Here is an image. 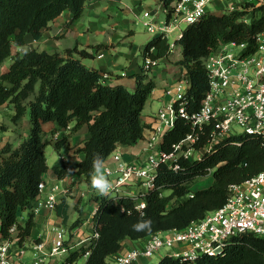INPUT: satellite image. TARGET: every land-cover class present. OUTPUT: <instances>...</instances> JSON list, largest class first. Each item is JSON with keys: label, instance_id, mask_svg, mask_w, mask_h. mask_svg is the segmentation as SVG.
Returning a JSON list of instances; mask_svg holds the SVG:
<instances>
[{"label": "trees", "instance_id": "1", "mask_svg": "<svg viewBox=\"0 0 264 264\" xmlns=\"http://www.w3.org/2000/svg\"><path fill=\"white\" fill-rule=\"evenodd\" d=\"M85 2L0 0V66L14 55L8 68L0 71V105L13 104L14 122L28 109L30 124L28 134L16 147L6 142L0 150V243L7 237L22 243L30 235L35 225L33 205L40 193L38 185L48 169L45 147L52 144L58 150L67 139L66 135L54 138L57 130L66 128L72 121L70 133L87 124L89 136L78 148L83 157L75 169L70 164L54 165L52 169L59 178L75 172L88 181L94 154L100 153L106 160L119 145H131L147 137L145 129L150 127L142 121L141 114L154 88L148 73L134 74L135 87L129 90L123 84H108L103 72L74 57V51L86 55L76 47L63 53L36 49L13 53L15 45H25L26 34L38 39L48 23L64 10L71 12L72 19L79 17ZM262 31L264 4L246 2L242 9L205 14L174 39V44L181 47L178 63L189 81L186 95L189 112L199 108L208 88L205 56L217 49L220 41L242 43L243 53H251L256 49V36ZM169 52L170 42L161 34L151 37L142 49L143 56L148 54L154 59ZM47 121L55 124L49 135L42 127ZM190 130L188 121L177 118L173 128L164 133L161 146L170 149ZM238 139L239 144H235L233 137L225 138L200 160H181L178 170L160 164L153 186L143 196L146 205L143 209H137L136 199L128 195L96 194L92 228L98 236L86 246L71 248L66 241L68 252L62 263L74 264L85 256L84 264H107V256L117 253L124 239L137 240L156 231L183 228L221 206L229 184L241 182L264 168V146L260 139L252 135H241ZM209 172L213 177L210 185L190 189L196 177ZM68 207L64 197L55 206L64 223L68 219ZM23 210L28 214L20 223L19 213ZM141 218L152 221L151 232L133 230L132 225ZM81 222L80 218L72 221L68 229L70 236ZM149 264H264V239L241 232L217 255L200 254L193 260L164 255Z\"/></svg>", "mask_w": 264, "mask_h": 264}, {"label": "built area", "instance_id": "2", "mask_svg": "<svg viewBox=\"0 0 264 264\" xmlns=\"http://www.w3.org/2000/svg\"><path fill=\"white\" fill-rule=\"evenodd\" d=\"M213 1L170 0L164 3L159 0L155 9L143 8L137 17L151 35L161 34L169 38L172 34L176 39L187 25L211 13L208 6ZM218 1L223 2L220 7L223 11L242 9L246 2L264 4V0ZM160 12L164 13L163 19H159ZM174 39L170 51L175 46ZM243 48L242 43L220 41L218 48L205 56L208 88L195 111L186 109L189 81L185 70L177 73L170 101L152 117L148 136L141 148L142 157L125 158L122 152L114 150L110 155L114 166L105 164L104 172L112 183L111 195L134 197L138 209L139 205L145 204L143 196L153 186L160 164L178 170L181 160H200L227 137H233L234 143L239 144V136L252 135L264 146V31L256 36L255 51L244 54ZM97 56L101 57L102 53ZM157 63V59L150 55L143 56L142 71L149 73ZM177 118L188 121L191 130L167 150L161 146L163 135L173 128ZM134 185L140 186L136 193L131 188ZM38 187L41 192L45 182L42 180ZM65 192L66 186L51 185L44 197L36 199L33 212L40 208L54 210L59 194ZM96 209L97 204L90 211L91 219ZM10 231L13 234L15 228ZM48 232L50 237L31 244L32 258L28 264H57L56 258L68 252L67 230L61 222L50 224ZM241 232H250L264 239V168L241 182L229 184L221 206L205 212L183 228L156 231L135 240L132 247L117 252L114 260L107 264H133L138 257H152L163 248L168 250L164 255L189 260L205 253L217 255L232 237ZM97 236L90 226L89 234L78 242V246H86ZM14 243L15 239L11 237L1 241L0 264H25L16 262L13 256H24L27 246H14ZM175 244H185L189 249H175Z\"/></svg>", "mask_w": 264, "mask_h": 264}, {"label": "crops", "instance_id": "3", "mask_svg": "<svg viewBox=\"0 0 264 264\" xmlns=\"http://www.w3.org/2000/svg\"><path fill=\"white\" fill-rule=\"evenodd\" d=\"M158 2L159 0H86L79 17L72 19L71 12L64 10L48 23L38 39H34L29 34H26L25 44L28 42L32 44V47L29 49L47 50L49 52L56 51L63 53L65 50L72 49L73 47H76L77 50H84L86 52L85 56H81L77 51L73 52V56L79 58L85 65L103 72L105 81L108 84H123L129 90H133L135 87V77L133 75L142 72L143 46L154 35L148 32H146L147 34L141 32L133 26L131 20L133 17L136 18L138 16L141 8L155 9ZM222 4L223 2L215 0L209 4L208 8L210 5H213L215 8V13L213 14H221L224 12L223 9H220ZM99 53H102L101 57L97 56ZM181 56V47L175 44L173 51H170L166 56L158 58L157 65L149 72V75L154 81V88L150 92L141 114L142 121L147 126H150L154 113L170 101L173 85L168 84L167 77L172 73L175 78L179 71L184 70L178 63ZM6 104L4 103L0 106L3 107ZM73 123L74 121L70 122L69 129L62 128L53 134L54 138L66 135L67 139L58 150L50 144L53 147V153L50 156V163L46 156L48 169L43 174L45 188L38 195V197H44L53 184H59L61 187L66 186L67 192L59 194L58 202L60 198L64 197L66 199L69 205L68 219H71V221H73V218L76 216L75 213L77 212L75 209H72V203L79 197L86 198V193L88 191L90 192L88 190L90 180L88 181L84 175L75 172L59 178L53 171L52 166L70 164L75 169L77 161L83 157V152L79 151L78 148L83 145V141L89 136L88 126L84 124L77 131L70 133V127ZM29 125L24 122L22 127H17L15 131L13 127L2 130L0 135V150L6 142L11 143L12 147H16L21 139L28 134ZM54 126L55 124L52 121H47L42 124L47 135L50 134ZM147 131L148 129L146 127V134H148ZM139 140L144 143V139ZM136 143L119 145L115 151L122 152L125 158L142 157L140 153L141 146L136 149ZM62 158H65V160ZM105 164L114 166V162L110 156L105 160ZM83 182H86L85 186L87 189H82ZM131 188L136 193L140 186L134 185ZM89 192L88 195H90ZM71 195L74 197H71ZM93 200L95 201L94 197L90 199V202ZM71 209L73 210V216L70 214ZM19 214V222L23 223L27 218L28 211L23 210ZM82 215L84 216L83 213ZM34 221L35 225L31 229L30 235L22 243L14 238V246L23 244L27 246V250L30 253L26 258L23 256L17 257L14 254L13 259L16 262L19 261L20 263L28 264L32 258L31 244L34 241H40L51 236L50 232H48L50 224L63 222L62 217L56 214L55 209L48 210L46 208H40L35 212ZM84 224L87 225V222L85 221ZM88 226L90 228L91 225L89 224ZM82 228L83 225L76 227L72 231L73 237L71 238L74 242L78 240L79 236L89 234L90 229L84 231ZM134 244L135 240L126 238L123 240L118 252H123ZM73 247L77 246L74 245ZM174 247L179 250L189 249V246L185 244H175ZM167 251V249H162L157 252V259L155 260L158 261ZM115 255L116 253L108 255L106 262L111 263ZM85 258V256L82 257L83 260ZM151 261L152 257L146 258L140 256L133 264H149Z\"/></svg>", "mask_w": 264, "mask_h": 264}, {"label": "rangeland", "instance_id": "4", "mask_svg": "<svg viewBox=\"0 0 264 264\" xmlns=\"http://www.w3.org/2000/svg\"><path fill=\"white\" fill-rule=\"evenodd\" d=\"M141 10H142V8H141ZM141 10H140V12H141ZM209 11L211 13H215V8H214L213 5H210ZM163 18H164V13L163 12H160L159 19H163ZM141 21L142 20L140 18H138V17L134 18L133 17L132 20H131V23L133 24L134 27H136L137 29H139L141 32L146 33L147 30L145 29V27H144V25L142 24ZM174 38H175V36L171 34L169 36V38H168V41L171 43ZM31 47H32V44H30L29 42L26 43L23 46H16L15 45L13 47V53H15L17 51L18 52H24V50H28ZM13 58H14V55L8 57L3 62V64L0 66V71L1 72L5 71L8 68V66L10 65V63L13 61ZM173 75L174 74L171 73L167 77L168 84H171V85L174 84L175 78L173 77ZM24 103L26 104V100H25ZM165 106H166V104H165ZM12 114H14V108H13V104L12 103L7 102V104L5 106H3V107L0 106V135L2 133L1 131L2 130H6L7 128L13 127L14 128V131L16 130L17 127H20L21 128L22 127V124L24 122H26L29 125V110L28 109L26 110L25 114L17 122H15V123H14V121L11 118L12 117ZM147 132H149V130ZM146 136H148V134H146ZM140 146L142 148L144 146V143H143V141L138 140L137 143H136V145H135V148L138 149V148H140ZM45 151H46V156L48 158V162L50 163L51 162V157L50 156L53 153V147L50 144H48L45 147ZM141 155H142V153H141ZM212 179H213V177H212L211 172H209V173H207L205 175H202V176H198V177H196L191 182L190 189L191 190H196V189L205 188L208 185H210V183L212 182ZM85 185H86V182H83V184L81 186L82 189H87ZM88 190H90V192L88 191L90 195H88V192H87L85 199H83V197H79L76 201H73V203H72V209H75V211H77L75 213L76 216H75V218H73V220L76 219V218L82 219V222L79 224V226L81 227L83 225V228L82 229H84V231H88V229H90L89 226H88L89 224L91 225V228L93 226V220L91 218H89V214H90V211L95 207L96 201L93 200L92 202H90V199L92 197H94L96 194H98L96 192V190H94L89 184H88ZM168 192H169V190H165V193H168ZM71 197H74V196L71 195ZM72 209L70 211V214H72V216H73V210ZM82 213L84 214V216L82 215ZM87 218H89V221L87 220ZM83 221L84 222L86 221L87 222V225L84 224ZM71 223H72L71 219H68V222H66V223H64V222L61 221V224L67 230V236H68V240H69L68 242L70 244V247L72 248L74 246L73 244H75V243H76L75 246L78 247V244H79L78 242H80L85 235L79 236L78 237V240L76 242H74V240H72V238H71V237H73V234H72V236H70V233H69V230H68ZM29 255H30L29 251L26 250V253H25V255L23 257L26 258ZM66 255H67V253L64 254V255L58 256L56 258L57 259V264H63L62 262L66 258ZM156 255H157V253L152 256V261L150 263H155L156 262V260H155V259H157ZM83 261L84 260L82 258H79L74 264H83ZM25 262H27V261H25Z\"/></svg>", "mask_w": 264, "mask_h": 264}, {"label": "clouds", "instance_id": "5", "mask_svg": "<svg viewBox=\"0 0 264 264\" xmlns=\"http://www.w3.org/2000/svg\"><path fill=\"white\" fill-rule=\"evenodd\" d=\"M105 158L100 154L96 153L92 159V167L89 173L90 186L96 190L101 196H108L112 189V183L107 178L104 172ZM71 171V170H69ZM145 204L138 206V209L145 208ZM134 231L137 232H151L152 231V221L150 219H139L137 223L132 225Z\"/></svg>", "mask_w": 264, "mask_h": 264}]
</instances>
